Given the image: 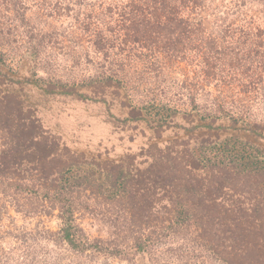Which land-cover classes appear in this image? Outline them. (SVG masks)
Instances as JSON below:
<instances>
[{
  "label": "trees",
  "instance_id": "16d2710c",
  "mask_svg": "<svg viewBox=\"0 0 264 264\" xmlns=\"http://www.w3.org/2000/svg\"><path fill=\"white\" fill-rule=\"evenodd\" d=\"M36 6L92 36L108 70L77 83L48 73L57 31L32 23ZM166 62L204 64L205 83L234 86L242 105L222 92L206 97L196 80L179 85ZM263 85L264 0H0V217L8 203L24 217L57 211L60 221L32 243L21 235L0 245V264H57L39 240L128 264H264V125L251 114ZM62 97L102 105L141 139L137 150L93 156L44 130L45 105ZM92 189L106 209L86 204ZM83 209L117 238L91 241L76 225Z\"/></svg>",
  "mask_w": 264,
  "mask_h": 264
},
{
  "label": "rangeland",
  "instance_id": "374dc122",
  "mask_svg": "<svg viewBox=\"0 0 264 264\" xmlns=\"http://www.w3.org/2000/svg\"><path fill=\"white\" fill-rule=\"evenodd\" d=\"M226 10L225 8L224 12H226ZM41 11L43 10L39 9L37 6L29 10L28 16L32 20V23L45 32L57 31V45L52 50H49L50 53H46V59H48L46 69L48 73L64 82L77 83L85 77L97 75L99 72L98 69H100L102 65L105 67V71L108 70L109 64L104 61V55L99 54L95 49L92 36L82 31L79 32L75 26L71 25V19L60 22L54 21L51 18L44 19L45 16L43 17ZM87 11L88 10L85 12ZM208 13L211 12L209 11ZM40 16L42 18H40ZM218 16L220 17L221 15L215 13V15H212L211 18L208 19L209 23H211L210 25L216 24ZM223 16H227V14H223ZM229 21L230 18H228V22ZM166 69L171 79L177 80L179 85L184 78H188L190 81L196 80L201 85L204 84L203 90L206 94H209V96L206 97L214 99L219 92H222L225 96L232 97L239 108L240 105H242L241 100H244V96L238 94V90L233 89L235 88L234 86H232L233 88L226 87L224 89L222 87L225 85L222 83V80L205 83L204 76L207 68L204 64L191 66L187 63L166 62ZM226 74L227 72H225V75ZM226 80L230 81L231 79L227 77ZM217 83L220 84L221 87H219ZM232 84L237 85L238 82H233ZM170 86L176 89L175 84H171ZM261 91L264 92V87ZM228 101H230V98ZM247 105L250 106V103ZM44 108L46 113V117L42 120L44 130L61 136L62 141L74 151L85 150V152L94 153L93 156L98 153H108L110 157H114L123 153L127 148L137 150L141 142L139 137H135L133 141L131 140V137L135 136V133L131 130L117 127L114 122L109 121L102 105L62 97L51 98ZM251 114L254 119L257 118V120L264 125V101H262L260 105H253ZM97 194L98 192L95 189L82 194V197L85 198L84 200L89 202L86 204H90L91 211L106 209V207H101L99 205L102 202V196L98 197ZM31 198L33 197H22L21 202H26L27 205L33 204V206L40 204L37 202L40 199L37 198L36 200L34 198V201V199ZM4 201L5 200H1L2 203ZM125 201L130 205L127 199ZM28 207L30 208V206ZM43 208L47 209L48 205L44 204ZM132 209L131 215L136 219L138 216L142 218V214L145 215V210ZM89 212L90 210L86 209L80 210L75 218L76 225L83 230L91 241L101 240L107 242L117 238V236L114 235V231L105 222L103 217H97ZM57 216L58 212L55 211L47 216L37 214L33 217H24L16 213L7 203V206H5V208L3 207L0 217V235L3 236V240H1L0 244L1 247L4 245L8 247L10 244L13 246L16 236L25 235L27 238L29 237L32 243L33 237L36 236L39 231H58L60 221ZM139 228L142 227L139 226ZM7 233L11 235L6 236ZM132 240L133 238L129 236L126 242L120 238V242H124L125 245L132 244ZM39 241H41V245H45L49 254L52 255L53 258L51 262L54 261L57 264H86V262L89 264H128L126 260L115 258L108 259L105 256H93L91 254L75 256L65 249L55 248L51 243L48 244L49 246H46L44 241ZM40 261V258L39 262L38 259L31 261L29 259L23 260L20 258L19 264H31V262L42 264ZM155 261L160 262L156 259Z\"/></svg>",
  "mask_w": 264,
  "mask_h": 264
}]
</instances>
